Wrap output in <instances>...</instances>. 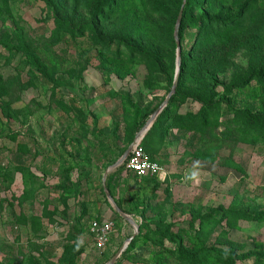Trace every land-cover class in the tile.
<instances>
[{
	"label": "rangeland",
	"instance_id": "rangeland-1",
	"mask_svg": "<svg viewBox=\"0 0 264 264\" xmlns=\"http://www.w3.org/2000/svg\"><path fill=\"white\" fill-rule=\"evenodd\" d=\"M101 1L0 0V264H264V0H191L181 39V0ZM136 137L163 174L109 170L130 222L102 182Z\"/></svg>",
	"mask_w": 264,
	"mask_h": 264
},
{
	"label": "trees",
	"instance_id": "trees-1",
	"mask_svg": "<svg viewBox=\"0 0 264 264\" xmlns=\"http://www.w3.org/2000/svg\"><path fill=\"white\" fill-rule=\"evenodd\" d=\"M117 1V0H116ZM121 2H122V0H120ZM123 1H125V2H127V0H123ZM183 1L184 0H181V3L179 4V11H180V8H181V5H182V3H183ZM119 1H117L116 2V4L118 3ZM120 2V3H121ZM190 2H191V0H186V2H185V6H184V12H183V18H182V21L185 19V16H186V14H187V11H188V9H189V5H190ZM109 3V4H108ZM140 3L141 4H143V0H140ZM111 4H112V2H108V1H106V0H103V1H101L100 2V5L101 6H103V7H105L106 9L108 8L107 6L109 5V7L111 6ZM100 6V7H101ZM178 6V5H177ZM179 11L176 13V15L174 16V22H176V20H177V18H178V15H179ZM97 13V12H96ZM105 13V12H104ZM237 20H239V19H234V17L233 18H231V19H227V20H222V19H217V18H214V20H212V25H215V23H216V28H218L219 29V31H221V32H223V35H231V33H230V30L236 25V23H237ZM60 23V22H59ZM61 24V23H60ZM90 25V24H89ZM91 26V25H90ZM237 27H235V29H236ZM88 29H90L91 31H93L94 30V28L91 26V27H89ZM183 37V28H182V26L180 27V30H179V39H181ZM197 41H198V38L196 37V35H195V37H194V39H193V42L195 43V46H196V44H197ZM173 42H174V45L177 47V44H176V41L175 40H173ZM236 44H237V42H236ZM4 46L8 49V50H10V51H15V52H17V53H21L24 57H25V59L29 62V63H31V64H33V65H35L36 66V68L40 71V72H42L43 74H46L47 73V69H46V67H45V65L43 64V62H42V60H41V58L31 49V47L27 44V43H25V42H23V41H21L19 44H8V43H4ZM230 47H234V42H231V40H227L226 42H222L220 45H218V46H216L214 49H213V52H216V55H217V59L219 60V63L221 64L222 63V61L225 59V57H226V54H228V50H230L229 48ZM201 64H203V61L202 62H199L198 64H195V66L196 67H198V65H201ZM182 69L184 70L185 69V65H184V67H182ZM183 70H182V72H183ZM174 79L175 78H171V81H170V84L171 85H173V82H174ZM179 80H180V77H179ZM181 92L179 91V88L178 89H176V95H179ZM181 95V94H180ZM221 102H223V101H221ZM220 103V102H219ZM218 103L216 102L215 104L214 103H212L211 101H209V105H217ZM157 108L158 107H156L155 109H153L151 112H148V113H145L144 115H143V117H142V120H143V122H147L149 119H150V117H151V114H153L154 113V111L155 110H157ZM164 111L165 110H163L162 111V113L161 114H163L164 113ZM161 114L160 115H158V117H157V119L154 121V124H153V127L154 126H158L159 125V123H160V120H161ZM249 117H250V120H252L253 122H258L259 121V118H261V117H264V113H255V114H251V115H249ZM142 144H143V141H142ZM143 146H144V148L146 149V147H145V145L143 144ZM147 150V149H146ZM125 163H126V161H125ZM107 183V182H106ZM108 186V185H107ZM259 219H261V220H264V214L263 213H260V214H258V216H257ZM182 247V246H181ZM218 252L219 253H222V251H219L218 250ZM244 257L245 258H247V256L246 255H244ZM235 259H236V257H231V258H229V260L227 259L226 261H225V263L224 264H236L235 263ZM229 262V263H228Z\"/></svg>",
	"mask_w": 264,
	"mask_h": 264
},
{
	"label": "built area",
	"instance_id": "built-area-1",
	"mask_svg": "<svg viewBox=\"0 0 264 264\" xmlns=\"http://www.w3.org/2000/svg\"><path fill=\"white\" fill-rule=\"evenodd\" d=\"M143 137H139L134 145L130 155L126 159V167L139 178L150 176H161L163 169L161 165L153 160L148 151L144 148ZM91 233L96 240L98 248H104L110 235L115 231L112 221L103 220L93 221L90 226Z\"/></svg>",
	"mask_w": 264,
	"mask_h": 264
},
{
	"label": "water",
	"instance_id": "water-1",
	"mask_svg": "<svg viewBox=\"0 0 264 264\" xmlns=\"http://www.w3.org/2000/svg\"><path fill=\"white\" fill-rule=\"evenodd\" d=\"M185 2L186 0L183 1L182 5H181V8H180V11H179V15H178V20H177V25H176V32H178L179 30V26L182 22V18H183V12H184V6H185ZM178 40V38H177ZM177 48H178V60H180L181 58V49H180V45H179V42H177ZM179 69L177 68V72H176V76H175V79H174V82H173V86H172V92L171 94H173L174 92H176V89H177V85H178V82H179ZM170 97H167L166 100L157 108V110L154 111V113L151 115L150 119H149V123L147 125V128H149L153 123L154 121L156 120V118L158 117V115L160 114V112L162 111L164 105L167 103V101L169 100ZM139 137H136L133 142L129 145V147L125 150L124 154L122 155V157L119 159L118 162H116L114 165L110 166L106 171H105V174H104V177H103V188H104V191L106 193V195L109 197V199L113 202L114 204V207H115V210L117 212H119L123 217H125L127 220H129L130 222H133L132 218L126 214L122 208L114 202L113 198L112 197V194L110 193L109 189H108V186H107V183H106V177H107V174L109 172V170L113 167H116L122 163H124L126 161V159L128 158V156L130 155L134 145L136 144V141L138 140ZM109 264H113V259L109 261Z\"/></svg>",
	"mask_w": 264,
	"mask_h": 264
}]
</instances>
